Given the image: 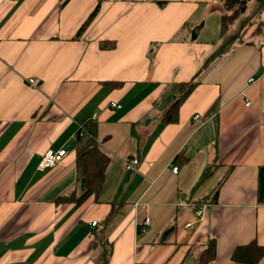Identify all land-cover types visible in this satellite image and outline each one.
I'll return each mask as SVG.
<instances>
[{
	"label": "crops",
	"instance_id": "1",
	"mask_svg": "<svg viewBox=\"0 0 264 264\" xmlns=\"http://www.w3.org/2000/svg\"><path fill=\"white\" fill-rule=\"evenodd\" d=\"M257 2L222 35L223 0H0V264H196L210 238L213 264H241L237 246L264 245ZM209 20L216 41L202 39ZM185 82L197 86L166 124ZM89 120L112 158L104 188L56 204L76 188L74 146ZM62 149L60 163L40 168Z\"/></svg>",
	"mask_w": 264,
	"mask_h": 264
},
{
	"label": "trees",
	"instance_id": "2",
	"mask_svg": "<svg viewBox=\"0 0 264 264\" xmlns=\"http://www.w3.org/2000/svg\"><path fill=\"white\" fill-rule=\"evenodd\" d=\"M223 1L225 9L229 11V14L226 13L221 18L222 35L228 32L230 26L238 18L241 12L246 10L248 1L250 0ZM232 10L234 11L232 12ZM97 12L98 7L90 14L88 19L81 26L78 36L81 35L91 24L96 17ZM113 46L114 44L110 47ZM102 47H107V45L103 44ZM196 86V82H185L177 85V90L180 92V95L174 100V103L164 116V122L166 124L176 123L179 120L180 108L189 95L194 91ZM83 127L84 131L81 129L78 131V136L74 146L77 156L76 164L78 170L76 188L70 194L56 198V204L68 203L78 206L91 196L98 197L104 188L107 171L112 163V158L97 144L96 123L89 120L84 123ZM209 173L210 172H205L202 179L209 175ZM222 183L223 181L216 187L211 197L203 199L200 204L204 205L214 201L219 196ZM258 200L259 203L264 204V167H261L259 170ZM216 249V239H208L206 248L200 255L199 264H213L217 255ZM263 258L264 245L259 244L256 240L237 246L231 255V259L234 262L241 264H259Z\"/></svg>",
	"mask_w": 264,
	"mask_h": 264
},
{
	"label": "built area",
	"instance_id": "3",
	"mask_svg": "<svg viewBox=\"0 0 264 264\" xmlns=\"http://www.w3.org/2000/svg\"><path fill=\"white\" fill-rule=\"evenodd\" d=\"M251 81H253V80H251ZM112 106L115 108L121 107L117 103H112ZM195 118L199 119V116L197 115ZM80 129L82 131H84L83 125L80 127ZM66 154H67V151L64 149L59 150V151H53V150L48 151L40 163V168L44 170V169L52 168V167L56 166L58 163H60L63 160V158L65 157ZM137 165H139V160H137V159L130 160L126 163V169H128V170L135 169ZM178 171H179V169L177 167L173 168L174 173L177 174ZM197 214L200 216L202 214V210H199ZM91 225H92V227H96L97 221H94ZM150 225H151V220L146 219L144 224L140 227L141 231H145L146 228Z\"/></svg>",
	"mask_w": 264,
	"mask_h": 264
},
{
	"label": "rangeland",
	"instance_id": "4",
	"mask_svg": "<svg viewBox=\"0 0 264 264\" xmlns=\"http://www.w3.org/2000/svg\"><path fill=\"white\" fill-rule=\"evenodd\" d=\"M257 3H258L257 0L248 1V8H247L246 11L241 12L242 16L245 17V16L253 15L254 14V11H253L254 10V7L253 6L255 4H257ZM234 10H232V12ZM224 11H225V13L229 14V11H227L226 9ZM208 23L210 25H208L207 28L204 29L203 34H202V39L206 37V38H209V40L216 41L218 39V32H219L218 29H217L218 27L217 26H216V28H215V26L213 27V23H212L211 20H209ZM239 26H240L239 22H236L233 25L232 31H233L234 34L237 31V29H238ZM192 36H193V34H192ZM204 248L205 247L199 248V252H200L199 255L201 254V252L203 251ZM199 259H200V257L198 256V259L196 261V264H199Z\"/></svg>",
	"mask_w": 264,
	"mask_h": 264
},
{
	"label": "water",
	"instance_id": "5",
	"mask_svg": "<svg viewBox=\"0 0 264 264\" xmlns=\"http://www.w3.org/2000/svg\"><path fill=\"white\" fill-rule=\"evenodd\" d=\"M199 28H195L194 29V31H193V36H192V38H193V40H195L196 38H197V36H198V33H199Z\"/></svg>",
	"mask_w": 264,
	"mask_h": 264
}]
</instances>
